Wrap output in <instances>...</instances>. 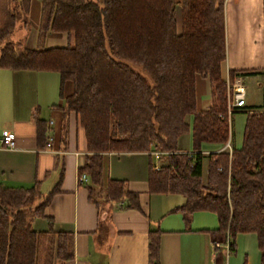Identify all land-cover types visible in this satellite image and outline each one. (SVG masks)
Wrapping results in <instances>:
<instances>
[{
  "label": "trees",
  "instance_id": "1",
  "mask_svg": "<svg viewBox=\"0 0 264 264\" xmlns=\"http://www.w3.org/2000/svg\"><path fill=\"white\" fill-rule=\"evenodd\" d=\"M29 2L0 0V69L58 75L60 110L73 111L83 132L88 154L77 173L87 177V200L97 217L106 203L126 197L128 206L137 207L123 180L102 184V154L155 150L164 154L163 163L148 166V191L182 196L174 210L214 213L228 252L237 233H254L264 264V112H246L239 148L200 153L202 144L220 148L231 136L228 90L220 75L223 0H38L35 47L27 49L24 37L12 35L16 26L28 28ZM48 31L66 34L67 44L43 48ZM195 75L208 81L205 111L196 109ZM64 81L72 84L66 97ZM34 125L36 148H47L46 122L34 119ZM183 134L190 136V156L177 150ZM56 191L57 184L45 195L35 185L0 187V264H50L53 237L54 257H72L69 233L30 226ZM157 235L148 232V264H157Z\"/></svg>",
  "mask_w": 264,
  "mask_h": 264
},
{
  "label": "crops",
  "instance_id": "2",
  "mask_svg": "<svg viewBox=\"0 0 264 264\" xmlns=\"http://www.w3.org/2000/svg\"><path fill=\"white\" fill-rule=\"evenodd\" d=\"M39 16L38 0H30L28 28L19 27L14 31V39L24 37L27 49L35 47ZM174 21L179 31L178 7ZM223 27L225 56L220 64L221 78L229 79L228 73L232 72L241 74L243 81L252 79L257 95H249L244 107L232 113L240 114L236 118L239 138L236 139L233 130L235 117L230 115L227 120L230 141L220 148L202 144L200 153L203 155L239 148L246 112H264V0H223ZM66 44L64 33L48 31L44 36L45 49ZM58 86V75L53 72L0 69V138L11 134L14 139L12 150L0 149V187L35 185L38 193L45 195L57 184V191L43 207L42 216L33 218L30 223L36 232L50 227L52 231L71 235L72 257L66 261L54 257L53 237L50 264H148L150 230L158 231L157 264H260L254 233H237L233 238V251L228 252L225 235L216 231L218 223L214 213H183L174 210L183 204L182 196L148 191V166L157 169L163 163L164 154L155 150L102 154V184L105 185L107 179L123 180L127 194L135 196L137 207L128 206L126 197L106 203L97 217L94 205L87 200L86 175L83 182L77 180V170L88 154L83 132L73 111L62 114ZM71 92V82L64 81L62 97ZM194 96L197 110L209 108L206 78L194 76ZM34 119L46 122L48 148H36ZM185 120L189 123L190 116ZM177 150L192 153L189 134L177 138Z\"/></svg>",
  "mask_w": 264,
  "mask_h": 264
},
{
  "label": "built area",
  "instance_id": "3",
  "mask_svg": "<svg viewBox=\"0 0 264 264\" xmlns=\"http://www.w3.org/2000/svg\"><path fill=\"white\" fill-rule=\"evenodd\" d=\"M226 87L228 90L227 95V120L230 115V112L233 108H241L244 107V101H245V89L242 84V75L239 73H236L233 75L231 79L225 80ZM50 139H47L46 145L47 148L49 147ZM14 148V139L11 134H5L0 138V149L3 150H12ZM189 156L192 153H187ZM78 182L81 183L85 180V175L81 174L78 175L77 178ZM225 247L228 248V240L225 238L224 241Z\"/></svg>",
  "mask_w": 264,
  "mask_h": 264
},
{
  "label": "rangeland",
  "instance_id": "4",
  "mask_svg": "<svg viewBox=\"0 0 264 264\" xmlns=\"http://www.w3.org/2000/svg\"><path fill=\"white\" fill-rule=\"evenodd\" d=\"M19 28V26H16V28L15 29H18ZM12 39H14V33H13V35H12ZM138 71H140L141 72V70L138 68V67H135ZM44 75H46V74H44ZM53 75H56L57 76V74H55L54 72H53ZM50 79V77L49 78H47V81ZM242 84L244 85V87L246 86V89H245V99H246V102H248V96L249 95H251V96H253V97H256V90H255V88H254V80H252V79H247V80H245V81H243L242 80ZM240 114H238V113H236V114H232V118L233 117H235L234 119H235V121H234V128H233V130L235 129V136H236V139H238L239 138V133H237V131H238V126H239V124L237 123L236 124V118L238 119V116H239ZM233 122V121H232ZM232 127V126H231ZM236 127H237V131H236Z\"/></svg>",
  "mask_w": 264,
  "mask_h": 264
}]
</instances>
